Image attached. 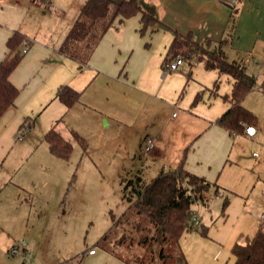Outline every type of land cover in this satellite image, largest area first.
I'll return each mask as SVG.
<instances>
[{"label":"crops","instance_id":"obj_1","mask_svg":"<svg viewBox=\"0 0 264 264\" xmlns=\"http://www.w3.org/2000/svg\"><path fill=\"white\" fill-rule=\"evenodd\" d=\"M86 1L0 0V61L14 32L23 34L29 46L10 78L19 96L0 117V163L14 150H35L31 134L38 127L43 135L55 128L65 139L74 131L86 140L85 153L116 157L121 145L133 143L143 158L129 180L138 176L147 183L149 169L157 175L174 170L184 156V170L213 186L195 203L203 205L207 217H198L192 208L199 224L182 234L181 251L188 264H232L231 247L248 241L264 219V163L252 160L255 151L249 155L243 144L256 146L264 129L255 125L256 134L246 139L215 124L230 107L222 99L232 88L226 75L193 65L187 80L184 63L162 77V67L174 31L190 33L198 45L226 39L221 50L227 60L257 72L252 74L260 85L242 103L253 111L250 98L264 97V0H135L143 9L152 7L159 24L140 36L139 15L115 22L84 63L59 50ZM222 76L224 87L219 85ZM60 86L80 93L74 106L66 108L56 99ZM26 119L33 121V129L17 145ZM147 138L154 146L143 154Z\"/></svg>","mask_w":264,"mask_h":264},{"label":"trees","instance_id":"obj_2","mask_svg":"<svg viewBox=\"0 0 264 264\" xmlns=\"http://www.w3.org/2000/svg\"><path fill=\"white\" fill-rule=\"evenodd\" d=\"M231 12L233 14L235 9L232 8ZM138 15L140 36L159 24L155 12L149 8L143 9L135 0L120 3L87 0L59 52L65 57L86 63L98 41L115 22L121 23ZM24 41L23 34L14 32L5 44L7 53L0 61V117L14 104L20 93L10 78L26 53L22 52ZM172 41L163 65L176 58H182L188 66L187 80L193 65H202L203 69L217 71L231 80L230 93L222 96L230 107L215 121L218 127L227 130L231 136H236L244 133V126L257 125L256 116L242 105L245 97L254 88L255 78L248 74L242 62L227 60L221 50L226 39H222L218 44L205 40L203 44L198 45L191 39L190 33L181 36L174 31ZM213 85L217 88V81ZM55 97L69 108L78 102L80 93L69 86H60ZM198 98L199 94L194 101L197 102ZM32 126L33 121L26 119L21 130H30ZM70 135V139H65L55 128L45 132L43 140L54 158L68 161L73 152V144H77L85 154L86 140L74 131L70 132ZM183 161L184 156L176 169L162 171L147 183L138 176L124 180L121 194L125 207L117 215L113 211L109 212L110 227L97 244L102 251L126 264H188L180 248V237L195 228L196 222L192 218L193 205L196 201H201L213 185L187 173L183 168ZM73 175L69 187L73 182ZM226 204L227 200L224 199L221 204L222 212ZM262 220L252 240L235 243L231 247L230 252L234 259L232 264H264V219ZM198 228L199 234L205 237L206 230L203 227ZM82 259L81 254L74 263L80 264ZM68 262L64 260L58 264Z\"/></svg>","mask_w":264,"mask_h":264},{"label":"rangeland","instance_id":"obj_3","mask_svg":"<svg viewBox=\"0 0 264 264\" xmlns=\"http://www.w3.org/2000/svg\"><path fill=\"white\" fill-rule=\"evenodd\" d=\"M250 66L248 72L257 73ZM226 80L222 76L219 85H228ZM257 84L260 85L255 81L254 87ZM252 100L250 112L264 129V97ZM42 132L38 127L31 134L35 150H14L9 159L0 163V264H58L64 260L75 264L81 254L80 264H126L97 244L110 227L109 212L117 215L124 210L121 192L129 174L140 168L142 154L139 156L133 143L121 145L116 157L82 154L74 144L70 159L63 161L49 153ZM30 133L24 137L29 138L26 135ZM236 136L246 138L244 134ZM263 140L264 133L255 139L256 146L243 142L249 155L255 151L257 156H252V160L260 163H264ZM16 144L21 145L22 141ZM149 170L144 175L146 182L157 175L154 168ZM214 203L212 200L209 206ZM193 207L198 217L199 213H203L202 218L207 217L201 203ZM15 246L17 252L11 254L9 250ZM90 249L93 254H88Z\"/></svg>","mask_w":264,"mask_h":264},{"label":"built area","instance_id":"obj_4","mask_svg":"<svg viewBox=\"0 0 264 264\" xmlns=\"http://www.w3.org/2000/svg\"><path fill=\"white\" fill-rule=\"evenodd\" d=\"M23 48H22V52L25 53L27 50H28V46L26 44V42L24 41L23 42ZM184 60L182 58H176L174 59L171 63H166L163 65L162 67V77H164L166 74H169V73H173L174 71H176L180 66H182L184 64ZM243 130H244V136L248 137V138H251V137H254V135L256 134L257 132V129H255V127L253 125L251 126H244L243 127ZM29 130L28 129H25L22 131L21 134H19L17 137V139L19 141L23 140L24 138V135L26 133H28ZM153 146H154V140L152 138H147L145 140V144L143 145L142 147V152L143 154H146V153H149L152 149H153ZM256 155V154H255ZM192 218L194 220V222H196V216L195 214L193 213L192 214ZM262 218H264V215L262 216ZM198 222H196L197 224ZM17 249L18 247H13L12 249L9 250V252L11 254H15L17 252ZM94 251L93 250H88V254H93Z\"/></svg>","mask_w":264,"mask_h":264}]
</instances>
